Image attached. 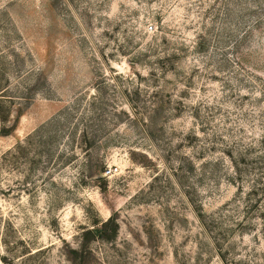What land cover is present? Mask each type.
<instances>
[{
    "label": "rangeland",
    "instance_id": "obj_1",
    "mask_svg": "<svg viewBox=\"0 0 264 264\" xmlns=\"http://www.w3.org/2000/svg\"><path fill=\"white\" fill-rule=\"evenodd\" d=\"M0 264H264V0H0Z\"/></svg>",
    "mask_w": 264,
    "mask_h": 264
},
{
    "label": "built area",
    "instance_id": "obj_2",
    "mask_svg": "<svg viewBox=\"0 0 264 264\" xmlns=\"http://www.w3.org/2000/svg\"><path fill=\"white\" fill-rule=\"evenodd\" d=\"M110 171H111L110 169H106V170H105V174L110 173Z\"/></svg>",
    "mask_w": 264,
    "mask_h": 264
},
{
    "label": "trees",
    "instance_id": "obj_3",
    "mask_svg": "<svg viewBox=\"0 0 264 264\" xmlns=\"http://www.w3.org/2000/svg\"><path fill=\"white\" fill-rule=\"evenodd\" d=\"M2 132H5V133H6L7 131H6V130H4V131H2ZM88 232H90V231H88Z\"/></svg>",
    "mask_w": 264,
    "mask_h": 264
}]
</instances>
